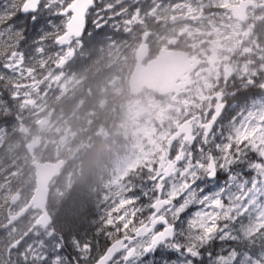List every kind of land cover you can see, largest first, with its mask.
I'll return each mask as SVG.
<instances>
[{
  "label": "snow or ice",
  "instance_id": "1",
  "mask_svg": "<svg viewBox=\"0 0 264 264\" xmlns=\"http://www.w3.org/2000/svg\"><path fill=\"white\" fill-rule=\"evenodd\" d=\"M121 0H0V115ZM23 264H264V70L231 78L155 140L87 224Z\"/></svg>",
  "mask_w": 264,
  "mask_h": 264
},
{
  "label": "rangeland",
  "instance_id": "2",
  "mask_svg": "<svg viewBox=\"0 0 264 264\" xmlns=\"http://www.w3.org/2000/svg\"><path fill=\"white\" fill-rule=\"evenodd\" d=\"M232 2L235 0H199V8L196 10L201 13L200 19L188 24L181 23L172 30L188 38L209 36L208 45L203 51L207 60H221L231 69L233 78H239L264 70V11L256 9L263 15L260 20L254 21L252 18L257 12H252L245 23L239 24L232 21L226 12V6ZM129 15L127 10L119 17L124 27L114 29L115 34H118L119 29L129 32ZM167 23L166 18L165 25H168ZM125 34L121 38L129 37L128 33ZM108 35H111V31L104 30L99 34L87 36L70 56H66L63 61H57L55 66L50 65L35 81H26V86L18 89L21 99L10 108V124L6 123L5 118L4 127L0 129L3 154L7 156L6 162L0 168V216L2 209L12 210L9 206L12 196H19V203L16 205L18 209L27 202L34 190L33 171L30 169V162L22 153L25 144L32 140V137L41 143L36 153L38 161H49L53 157L69 154L70 164L76 166V150L72 145H77L78 149L88 146V154L98 155L96 182L89 193L94 209L93 217L102 197L114 190V186L124 178L133 161L169 129L171 119L175 116L174 111L167 113L165 120L159 122L158 126L151 123L153 114L146 116L143 108L136 106L125 96H120L119 109L112 112L109 104L104 105V101L114 92L109 86L111 80L104 79L105 86L102 89L94 84L100 80L80 78L82 68L93 61L86 56L91 47H104L103 42L111 44V48L116 46L115 40L119 38ZM215 41H221V44H216ZM227 49H230L229 54ZM59 63H63L64 67L58 69ZM118 68L122 74L126 64H120ZM119 88L122 89L123 86L120 85ZM88 104L94 108L91 110ZM100 109L108 111L104 127L109 131V136L112 133L117 137L118 148L112 156L103 153L95 134L101 122ZM36 122H40L41 127H36ZM80 175L77 176L74 169L67 166L59 180L50 187V206L57 203L60 196H65L69 185L73 186L74 179L77 182ZM50 211L53 215V209ZM35 218V214L30 213L18 227L7 232L9 236L28 234L24 243L10 254L8 264H23L25 253L31 251L35 255L43 241L55 232L49 229L29 233ZM89 219L79 223L75 229L87 224ZM3 226L4 223H0L1 234ZM1 239L2 235L0 242ZM9 243L0 244V264H7L6 252Z\"/></svg>",
  "mask_w": 264,
  "mask_h": 264
},
{
  "label": "flooded vegetation",
  "instance_id": "3",
  "mask_svg": "<svg viewBox=\"0 0 264 264\" xmlns=\"http://www.w3.org/2000/svg\"><path fill=\"white\" fill-rule=\"evenodd\" d=\"M128 2L131 11L134 12L133 22L135 30L133 39L135 41L139 39L141 43L143 39L146 40L145 44L149 52L147 60L149 61L153 57V39L156 38L161 42H166L174 36V34L169 32L165 26L167 12L160 0H128ZM193 7L194 5L192 3L188 4L186 8L188 15L191 14L190 10H192ZM193 13L195 12L193 11ZM194 15L195 17L193 19L199 18L198 13H195ZM137 30L139 32L138 34ZM135 41H133V43L129 46L128 67L124 73L120 74L117 72L113 62H111L112 67L107 68V70L111 71V73H107L109 76L104 79L111 80L109 86L114 90V92H112V95L108 100L104 101V105L109 104L112 112L119 109V97L125 96L127 100L133 102L136 106L143 108L146 116L153 113L154 115L157 114L159 118L162 119L164 103L169 99L178 106V120H183L185 118H190L193 114H195L201 105H206L209 98L216 94L217 88H222L225 82L230 84L231 74L230 72H226L223 66L218 65L214 67L211 62L208 63V66H204V62L196 71L189 75V87L184 90H179L176 99L173 93L159 95L146 89H142L136 97H131L128 94L127 81L133 67L132 56L134 49L137 47ZM196 51L197 50L188 47L185 52L189 57H197L199 54ZM224 74L225 77H228V79L224 78ZM119 76L122 78H119ZM120 85L123 86L122 89L119 88ZM104 86L105 81L103 82L102 87ZM107 113V110H102L101 118H107ZM98 131V144L102 146L101 150L104 151V144H106L107 154L113 155L118 148L117 137L113 136L112 133H110L111 135L109 136V131L104 127L103 121L100 122ZM109 144H111V148H109ZM82 154L83 153H81V155ZM67 165L68 162L66 163V167Z\"/></svg>",
  "mask_w": 264,
  "mask_h": 264
},
{
  "label": "water",
  "instance_id": "4",
  "mask_svg": "<svg viewBox=\"0 0 264 264\" xmlns=\"http://www.w3.org/2000/svg\"><path fill=\"white\" fill-rule=\"evenodd\" d=\"M252 2L244 1L239 5L231 6L228 9L232 13V17L243 22L245 19V12ZM138 59L140 57L138 55ZM138 60V63L140 62ZM196 65L198 63H195ZM194 66H189L184 55L172 52H161L154 61L147 65L146 68L136 67L130 79V89L132 93L137 92L141 87L145 86L153 91L166 93L172 90L174 82L185 72H189ZM35 168V190L28 205L20 211L16 216L9 218V225L21 219L25 213L32 207L33 211H40L42 214L38 218L34 227L43 226L48 227L51 224L50 218L44 212L48 186L50 182L58 175V171L62 167L61 162L56 165L45 163H34ZM16 198L11 200L13 204Z\"/></svg>",
  "mask_w": 264,
  "mask_h": 264
},
{
  "label": "trees",
  "instance_id": "5",
  "mask_svg": "<svg viewBox=\"0 0 264 264\" xmlns=\"http://www.w3.org/2000/svg\"><path fill=\"white\" fill-rule=\"evenodd\" d=\"M86 192H74L69 204H64L59 220L55 222L57 231L60 233L68 231L79 223L87 220L90 215L91 205Z\"/></svg>",
  "mask_w": 264,
  "mask_h": 264
},
{
  "label": "bare ground",
  "instance_id": "6",
  "mask_svg": "<svg viewBox=\"0 0 264 264\" xmlns=\"http://www.w3.org/2000/svg\"><path fill=\"white\" fill-rule=\"evenodd\" d=\"M170 4H172V3H170ZM87 74L88 75H92V76H94V77H97V78H101L103 75H101L100 73H98L96 70H94V69H89L88 71H87ZM91 108L93 109L94 108V106H91ZM95 134L97 135V136H99V131L98 130H95Z\"/></svg>",
  "mask_w": 264,
  "mask_h": 264
}]
</instances>
